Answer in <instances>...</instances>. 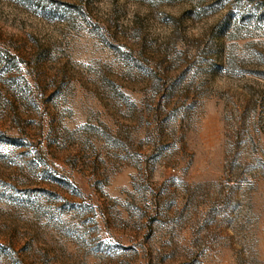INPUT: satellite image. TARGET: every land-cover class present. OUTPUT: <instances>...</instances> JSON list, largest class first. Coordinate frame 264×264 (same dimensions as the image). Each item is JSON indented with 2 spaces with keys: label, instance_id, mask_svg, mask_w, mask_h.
<instances>
[{
  "label": "rangeland",
  "instance_id": "obj_1",
  "mask_svg": "<svg viewBox=\"0 0 264 264\" xmlns=\"http://www.w3.org/2000/svg\"><path fill=\"white\" fill-rule=\"evenodd\" d=\"M0 264H264V0H0Z\"/></svg>",
  "mask_w": 264,
  "mask_h": 264
}]
</instances>
